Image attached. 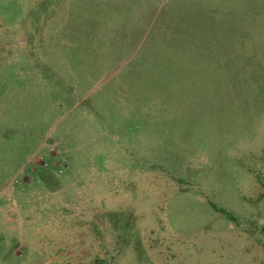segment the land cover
<instances>
[{
    "label": "rangeland",
    "instance_id": "rangeland-1",
    "mask_svg": "<svg viewBox=\"0 0 264 264\" xmlns=\"http://www.w3.org/2000/svg\"><path fill=\"white\" fill-rule=\"evenodd\" d=\"M0 264H264V0H0Z\"/></svg>",
    "mask_w": 264,
    "mask_h": 264
},
{
    "label": "crops",
    "instance_id": "crops-1",
    "mask_svg": "<svg viewBox=\"0 0 264 264\" xmlns=\"http://www.w3.org/2000/svg\"><path fill=\"white\" fill-rule=\"evenodd\" d=\"M103 174H100V177H102ZM101 184L102 182L104 183H109L110 185L113 184V179H108V180H104L103 178L100 180ZM90 183L88 181H86V185H88V187ZM97 185V184H96ZM119 208V203L118 200L116 201L115 199H108V200H96L95 203V210L97 212H99V214H106L108 212H113L114 209H118Z\"/></svg>",
    "mask_w": 264,
    "mask_h": 264
}]
</instances>
